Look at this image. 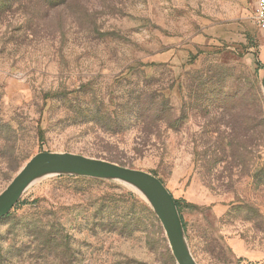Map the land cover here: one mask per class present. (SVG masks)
I'll list each match as a JSON object with an SVG mask.
<instances>
[{
	"label": "rangeland",
	"instance_id": "rangeland-1",
	"mask_svg": "<svg viewBox=\"0 0 264 264\" xmlns=\"http://www.w3.org/2000/svg\"><path fill=\"white\" fill-rule=\"evenodd\" d=\"M256 0H0V196L37 155L148 173L196 264H264V34ZM0 264H178L118 179H36Z\"/></svg>",
	"mask_w": 264,
	"mask_h": 264
},
{
	"label": "water",
	"instance_id": "water-1",
	"mask_svg": "<svg viewBox=\"0 0 264 264\" xmlns=\"http://www.w3.org/2000/svg\"><path fill=\"white\" fill-rule=\"evenodd\" d=\"M262 86L264 89V81ZM79 174L105 176L121 180L144 197H146L145 187L155 192L162 204L161 209L154 207L160 216L178 264H196L186 243L175 200L165 185L148 173L102 159L70 153L37 155L0 196V219L10 212L20 196L36 179Z\"/></svg>",
	"mask_w": 264,
	"mask_h": 264
},
{
	"label": "built area",
	"instance_id": "built-area-1",
	"mask_svg": "<svg viewBox=\"0 0 264 264\" xmlns=\"http://www.w3.org/2000/svg\"><path fill=\"white\" fill-rule=\"evenodd\" d=\"M255 22L264 34V0H256Z\"/></svg>",
	"mask_w": 264,
	"mask_h": 264
},
{
	"label": "bare ground",
	"instance_id": "bare-ground-1",
	"mask_svg": "<svg viewBox=\"0 0 264 264\" xmlns=\"http://www.w3.org/2000/svg\"><path fill=\"white\" fill-rule=\"evenodd\" d=\"M146 190V198L151 202L156 208L161 209V201L159 197L153 192L151 189L145 187Z\"/></svg>",
	"mask_w": 264,
	"mask_h": 264
}]
</instances>
